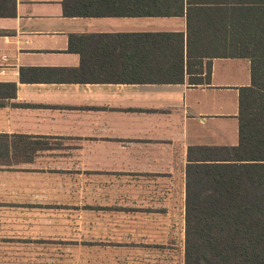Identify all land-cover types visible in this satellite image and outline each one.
I'll use <instances>...</instances> for the list:
<instances>
[{
  "label": "crops",
  "instance_id": "0c3cea01",
  "mask_svg": "<svg viewBox=\"0 0 264 264\" xmlns=\"http://www.w3.org/2000/svg\"><path fill=\"white\" fill-rule=\"evenodd\" d=\"M63 1L0 0V264H184L187 167L238 145L251 84L249 59L223 57L236 5ZM123 196L115 232L101 217Z\"/></svg>",
  "mask_w": 264,
  "mask_h": 264
},
{
  "label": "trees",
  "instance_id": "16d2710c",
  "mask_svg": "<svg viewBox=\"0 0 264 264\" xmlns=\"http://www.w3.org/2000/svg\"><path fill=\"white\" fill-rule=\"evenodd\" d=\"M96 1L64 0V14L110 15L94 10ZM228 3L236 6L227 9L223 57L249 59L251 84L239 90L238 145L207 148L205 160L187 167L185 264H264V0ZM175 66L182 75L181 55Z\"/></svg>",
  "mask_w": 264,
  "mask_h": 264
},
{
  "label": "rangeland",
  "instance_id": "374dc122",
  "mask_svg": "<svg viewBox=\"0 0 264 264\" xmlns=\"http://www.w3.org/2000/svg\"><path fill=\"white\" fill-rule=\"evenodd\" d=\"M237 64H239V63H237ZM240 67H241V64H239V68ZM228 134H229V132H228ZM228 139L230 141L232 139V137L230 136ZM113 207L126 211L125 215L124 214H120V215H112L111 214L106 218L101 217V220L104 222V224H108L109 226H112L111 228L115 232H118L121 229H124V226L128 227V196H123L122 201H118L117 205H115ZM182 220H183V222L181 224H182V229H184V230H183V233H180L181 234V242H182V250L181 251H182V259H183L184 264H185V258H184V252H185V217L182 218ZM118 236L124 240H128V228H127V231L125 233H118Z\"/></svg>",
  "mask_w": 264,
  "mask_h": 264
}]
</instances>
